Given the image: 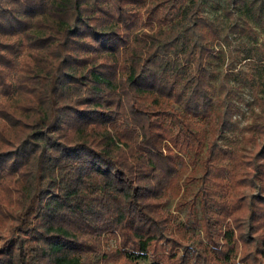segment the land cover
<instances>
[{
    "label": "trees",
    "instance_id": "trees-1",
    "mask_svg": "<svg viewBox=\"0 0 264 264\" xmlns=\"http://www.w3.org/2000/svg\"><path fill=\"white\" fill-rule=\"evenodd\" d=\"M205 3L0 0V264H264V0Z\"/></svg>",
    "mask_w": 264,
    "mask_h": 264
},
{
    "label": "rangeland",
    "instance_id": "rangeland-1",
    "mask_svg": "<svg viewBox=\"0 0 264 264\" xmlns=\"http://www.w3.org/2000/svg\"><path fill=\"white\" fill-rule=\"evenodd\" d=\"M224 3V0H206V3L204 4V13L207 15L209 18L213 19L219 24L222 25L225 22V18H227L223 12H222V5ZM253 24V23H252ZM254 25V24H253ZM261 27H255L252 32L249 31V33H242V36L244 38H248L249 35L255 36L256 38V43L257 44H262L264 45V32H262ZM238 34H232L231 37L232 39L234 37H237ZM227 55L225 57L226 61H229L230 57L232 56L237 63L235 64V68L233 71H237L239 68H241L245 72H249V64L247 62H242L239 61L241 57V53L238 51L241 48V45L238 43L237 40H231L228 45L226 44L225 46ZM225 65L222 66V68L219 70L221 73H225L224 70ZM219 79L216 81V83L219 85ZM240 95L242 97V100H240L238 103L239 106V111L235 114L234 119L237 122V128L234 130V132H230L227 135V138L224 140V143L233 141V143H236L239 141L240 134L242 128L249 123V113L246 110V101H248L251 96H250V88H244L243 90L240 91ZM236 99V98H235ZM237 144V143H236ZM235 144V145H236ZM234 145V144H233ZM192 166H188L187 172L191 170ZM192 173L194 174L195 178L192 181H189L188 183L181 182V190L187 189L184 194V198L186 201H190L192 196L198 191L199 188V175H200V163L196 164V167L192 170ZM177 199L170 198L166 204V208L172 211L176 216L178 221H181L186 224H190V236H188V240L186 242L187 246H193L197 243V241L201 238V229L199 225V217L200 213L198 211V204H196V214L195 217H192L190 219H187L186 212H187V207L184 205L181 209L176 210L175 203ZM196 221L191 222V221ZM104 248H111L116 245V239L113 235H110L108 233L104 234Z\"/></svg>",
    "mask_w": 264,
    "mask_h": 264
}]
</instances>
